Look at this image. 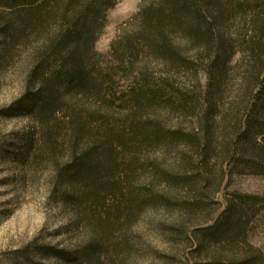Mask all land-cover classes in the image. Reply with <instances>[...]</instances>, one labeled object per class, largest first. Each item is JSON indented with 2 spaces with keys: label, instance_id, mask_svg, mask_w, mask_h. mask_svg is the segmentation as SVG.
I'll return each mask as SVG.
<instances>
[{
  "label": "trees",
  "instance_id": "16d2710c",
  "mask_svg": "<svg viewBox=\"0 0 264 264\" xmlns=\"http://www.w3.org/2000/svg\"><path fill=\"white\" fill-rule=\"evenodd\" d=\"M118 1L0 0V37L40 41L15 108L34 125L20 159L50 167L88 237L41 255L103 264V237L163 206L183 226L204 216L187 264H264L247 235L264 197L234 192L218 214L214 201L233 176L264 177V0H140L104 57L95 43ZM118 246L130 252L124 236Z\"/></svg>",
  "mask_w": 264,
  "mask_h": 264
},
{
  "label": "rangeland",
  "instance_id": "374dc122",
  "mask_svg": "<svg viewBox=\"0 0 264 264\" xmlns=\"http://www.w3.org/2000/svg\"><path fill=\"white\" fill-rule=\"evenodd\" d=\"M139 3L140 0H119L108 11L105 28L95 43L99 54L108 56L111 42L123 24L136 13ZM7 19L6 12L0 10V27ZM37 39L27 35L22 43L11 46L0 37V264H22L21 251H26L29 264H59L55 257L42 256L40 251H73L88 238L84 224L78 222L75 225L78 210L70 203L60 204L58 193L62 187L54 183L50 167L32 169L20 159L22 147L19 141L33 131L34 125L15 108L25 92L33 54L40 44ZM199 79L204 88L205 73L199 72ZM126 85L122 82L120 88ZM170 161L171 156H167L163 164L166 166ZM163 185L156 179L150 186L151 193L163 194ZM234 192L264 197V177L242 175L225 180L214 198L219 203L215 206L217 214L225 207V199ZM110 200L107 197L105 205H110ZM180 217L176 209L156 206L141 212L129 228L118 226L103 237L108 248L103 253V264H187L197 261L199 258L192 253L187 237L193 229L206 226L202 222L204 216L185 226L179 223ZM247 235L249 243L260 249L264 257L263 208L249 223ZM123 236L131 246L130 252L118 246Z\"/></svg>",
  "mask_w": 264,
  "mask_h": 264
}]
</instances>
